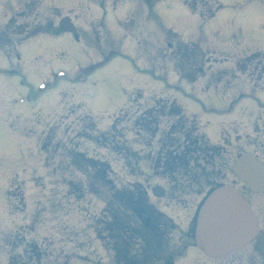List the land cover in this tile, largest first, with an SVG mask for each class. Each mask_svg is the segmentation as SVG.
<instances>
[{"label":"rangeland","instance_id":"1","mask_svg":"<svg viewBox=\"0 0 264 264\" xmlns=\"http://www.w3.org/2000/svg\"><path fill=\"white\" fill-rule=\"evenodd\" d=\"M27 1L0 0V15L6 21L10 17L14 20L11 30L16 25L27 24L28 18L22 17V13H29L23 9ZM103 1L104 8L100 0H38L36 17L26 16L31 17L30 21L39 18L57 21L56 14L60 17L68 14L76 22L88 17L104 21L107 40L114 41L122 53L81 80L74 81L81 68L101 62V47L92 44V31L80 41L70 33H63L57 37L39 35L24 43L23 36L12 30L0 42L1 259L11 249L14 259L21 264H112V256L102 247L95 231L105 208L103 197L91 193L87 175L82 173V167L74 164L73 153L82 152L110 164L108 177L119 188L155 184L166 188L168 183L156 175L150 156L156 152L161 129L174 120L171 114L179 105L190 115L188 117L197 116L194 119L202 131L206 128L211 141L217 142L221 133L217 144L225 147L220 161L231 157V164L235 150L243 144H251L249 138L261 137L264 131V117L263 123L254 122L257 115H264V107L260 108L255 99L250 98L233 103V94L235 90H243L242 82L247 83L248 72H238L239 80L235 81L238 83L226 93L216 92L219 86L205 89L208 83L212 84V79L214 81L217 68L233 64L225 59L231 50L264 49L261 0H219L223 8L205 23L183 0L160 1L152 12L142 1H127L116 8L112 6L115 0ZM50 5L64 10L57 11ZM127 17L133 18L136 24L146 23L150 37L143 34L144 23L132 30L121 28L120 23ZM169 29L180 40L200 41L204 47L220 52L204 48L211 52L210 59L216 60L214 63L210 60L209 68L204 65L207 70L204 79L189 84L177 76L167 59L178 44L174 39L160 42L169 38L166 31ZM20 41L23 45L18 46ZM102 42L100 36L96 43ZM139 47L144 49V54ZM18 59L20 69L28 76L24 77V84L18 76L5 72L11 65L15 66ZM151 69L154 75L148 72ZM47 76L52 87L41 95L36 87L40 80L44 81L39 78L47 79ZM222 83L227 87L234 85L233 81L228 85L225 78ZM26 93L35 101L23 100ZM154 95H161L163 99L174 97L177 101L164 109V116L173 119L160 117L159 111L148 115L158 119L159 130L155 136L152 132L156 123L151 124L148 131L135 126L142 112L151 105L145 104V100ZM237 135L240 138H236ZM83 166L87 169L85 162ZM98 190L104 191L102 185ZM151 202L162 207L165 200L151 197ZM255 208L262 222L264 201L256 203ZM262 227L264 235V224ZM253 243L233 252L230 261L207 258L203 264H244L248 255L257 260L253 253L256 243ZM195 250L189 251L190 260Z\"/></svg>","mask_w":264,"mask_h":264},{"label":"water","instance_id":"2","mask_svg":"<svg viewBox=\"0 0 264 264\" xmlns=\"http://www.w3.org/2000/svg\"><path fill=\"white\" fill-rule=\"evenodd\" d=\"M237 172L254 190L264 189V169L250 157L239 165ZM257 232L248 204L231 187L223 186L204 209L198 244L206 253L218 256L241 247Z\"/></svg>","mask_w":264,"mask_h":264},{"label":"trees","instance_id":"3","mask_svg":"<svg viewBox=\"0 0 264 264\" xmlns=\"http://www.w3.org/2000/svg\"><path fill=\"white\" fill-rule=\"evenodd\" d=\"M128 200L127 201L126 200L122 201L121 204L122 205H129V204L138 205L140 203V199L139 200H135V199L128 198Z\"/></svg>","mask_w":264,"mask_h":264}]
</instances>
